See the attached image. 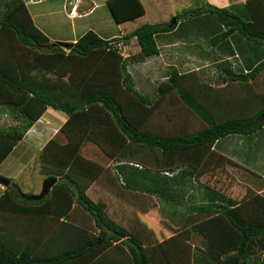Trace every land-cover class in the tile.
<instances>
[{
  "label": "trees",
  "instance_id": "16d2710c",
  "mask_svg": "<svg viewBox=\"0 0 264 264\" xmlns=\"http://www.w3.org/2000/svg\"><path fill=\"white\" fill-rule=\"evenodd\" d=\"M23 3L5 0L0 9V105L11 106L17 121L0 129V164L48 108L68 114L61 128L67 142L53 138L42 149L43 172L58 177L47 196L38 201L25 199L12 179L0 195V264H151L143 243L87 194L105 169L82 154L89 142L116 160L115 170L126 189L156 195L169 207V215H179L182 225L173 229L179 238L201 237V244L195 243L196 264H264V195L239 203L209 186L210 193L205 192L201 201L187 193L219 140L257 135L264 128V107H254L248 117L218 120L213 106L199 98L195 87L183 81L186 75L172 66L158 94L164 97L175 92L207 126L188 134L153 133L144 125L159 100L152 101L140 92L128 69L134 56L144 62L159 55L158 39L164 33H179V21L185 28V21L192 20L197 27L196 20L203 19L208 22L202 23L204 27L216 24L210 38L215 48L248 55V68L239 65L235 69L230 60L221 61L224 79L252 85L264 70V0H247L240 10L210 3L186 8L176 14L173 23H144L111 39L90 29L68 50L63 42H51L33 32ZM107 6L117 24L146 13L142 0H107ZM3 29L39 54L24 64L14 62ZM134 37L140 51L124 57L116 43ZM250 51H255L254 56ZM136 146L144 150L139 161L129 159L140 153ZM74 203L90 213L99 233L69 223L67 216ZM7 215L25 217L26 230L38 227L37 219L43 215L49 219H42L44 228L33 229L31 239L22 242L4 226Z\"/></svg>",
  "mask_w": 264,
  "mask_h": 264
},
{
  "label": "crops",
  "instance_id": "0c3cea01",
  "mask_svg": "<svg viewBox=\"0 0 264 264\" xmlns=\"http://www.w3.org/2000/svg\"><path fill=\"white\" fill-rule=\"evenodd\" d=\"M104 1L107 4V0ZM147 1L149 3H152L153 7L154 4L157 5L158 6L157 9H159L160 11V15L157 13L156 18H154V20H151V22L149 21L147 23H162V22H168L165 16L168 10L169 13H172V16H175L178 12L186 8L202 6L206 3H210L218 7L233 6L235 8L234 10H240L243 4L247 0H182V8L179 9L177 8L179 7V5H181V2H179V0H152V1L147 0ZM142 2L144 3V0H142ZM77 3H78L77 14L75 16H71L70 13H68L72 18L66 14L68 11L66 13L64 12L65 11L64 8L66 5L65 0H24L22 7L24 9V12L26 13L25 15L29 18L30 22L32 23L33 32H35L37 35L39 34L40 36L45 37V39H47L48 41L75 43L80 36H82L85 32H87L90 29L97 32L103 38H108V39L117 38L121 35L126 34V32L117 33L115 31H112L111 33H107L106 31H102L101 28H99L98 26L96 28V26L93 25L92 22H90L95 12L103 6L104 4L103 2H100L98 0H77ZM144 5L146 8L145 15H147L148 9L146 4ZM169 6L170 8H167ZM62 13L63 14L65 13L63 19L60 18V14ZM203 22L206 24L208 23L206 20H204ZM181 25L182 22L179 21L177 24V28L179 29ZM198 26H200V29L206 28L202 25V23H199ZM198 26L196 28H198ZM3 32L5 35L7 48L11 53L14 62L17 63V61L20 60L18 61L17 64L27 63L31 61L38 54L37 49H33L26 45H23L15 37V35L11 33V31H9L8 29H3ZM170 34L171 33H164L162 34V37L160 39L161 40L163 39V41L166 43L168 37L165 36H168ZM131 40H137V39L134 37ZM178 41L182 43L181 39H179ZM162 48L160 54H162V51L164 50ZM164 51L167 53V50ZM21 52H23L24 55H22ZM220 53L223 54V55L221 54L219 55L222 58V60L223 59L230 60L234 58L238 59L236 63L231 62L232 67H234L235 69L239 65L245 66V68L249 67L248 66L249 64L245 63L246 59H248V55L240 54L238 51L234 52L235 54H233L231 52H225L224 50H221ZM162 66H164V68H167V70L165 72L164 71L161 72L160 75L159 74L157 75L153 69L151 74L150 73L147 74V77L151 79L150 82L151 86L153 87L155 86V88L158 87L157 84L160 78L161 81H159V84L168 79V72L170 71L172 66L175 67V65L167 64L166 62H164ZM148 70L151 69H146V71ZM194 70H192V72H194ZM178 71L180 72V70ZM210 72L211 73L209 74L212 76H215L214 74H216V78L214 79L215 82L209 84L206 83V87L203 88H207V87L208 88L204 89L203 91L204 96L202 97V99L209 102L211 106H213L214 108L213 110L216 114L215 116L219 118L218 120L221 119L225 120L226 118L248 117L255 111V109L254 111L252 110L254 107L257 109L260 108L261 106L264 107V83L263 84L260 83L259 87L254 85L255 88L249 89L245 87L247 85L238 82L235 89L237 91H240L239 89L243 88L241 91L245 90V92H241V91L233 92L234 89L233 87L235 86V83L233 82L229 83L228 80L224 79V77L226 76L224 69H222L221 71H210ZM180 73L182 74V72ZM189 75H193V73H190ZM197 79L198 78L192 79L193 81L192 87H195V91H197L198 93L197 84L199 85L200 81L199 80L197 81ZM258 80L264 81V70L260 72L253 81H251V84H254ZM170 95L161 97L158 94V90H157V95H156L157 97L151 99L152 101L159 100V103L157 104V109L146 121L147 124L153 125L155 122L163 123L167 120L168 122H170V117L172 115L171 112L168 111L166 105L167 99L170 98L169 97ZM191 111H192L191 113L192 117L195 118L197 114L193 110ZM68 117H69L68 114L63 111L55 110L53 108H48L45 111V113L26 132L23 139L20 140L14 146V148L22 141H25L29 144H32L33 146H37L38 149L42 151L43 147L49 140L56 138L58 141H60L59 135L62 134L63 136H66V134H64L61 131V128L67 121ZM196 119L198 118L196 117ZM182 121L186 122V119H182ZM203 124H204L203 128H205L207 126L206 122L204 121ZM144 129L149 130L146 127H144ZM150 130L153 131L152 129ZM159 134L168 135L165 133H159ZM178 134L179 133L169 134V135H178ZM180 134L182 133L180 132ZM262 139H263V143L256 144L257 148L256 150H254L255 152L260 151L261 148H263L264 150V133L260 135L258 141ZM242 140L243 139H241L240 141ZM220 143L221 140H219L216 143L215 147L213 148L214 151H211V153L206 157L202 167L195 174L194 181L195 180L198 182L200 181L209 187L218 188L222 192L226 193L229 197L231 196V198H233L235 201L239 203L245 202L250 198H253L257 194L264 195V171H258V169H255L254 166H251L252 164L247 162L248 160L244 161L242 159L236 158L234 155H231L229 150L230 144L224 146L222 145V143L221 144ZM247 145H252V144L248 142ZM90 147H93V149H96V147H98L99 151L97 152L99 153V156L100 153L101 156L102 155L108 156L94 142H89L84 144V146L81 149V152L84 156L86 155V152H88L86 150H89ZM13 150L8 154V156L14 152ZM222 156H224V158H222ZM5 159L2 161V163L5 161ZM94 160L98 162H102L100 161L101 159L98 157H96ZM2 163L0 164V166L2 165ZM221 164L222 167H219ZM103 165L105 166L104 171L110 166L109 163L108 164L103 163ZM235 168L239 170H244L248 173H252L253 175L257 176L259 180H261L262 184L261 185L256 184L255 186H252L253 184H247L246 186L239 185V187H236L235 184L236 179L233 171H239V170H234ZM104 171L88 187L87 194L91 199H93L97 204H99L105 210V212L108 214L110 218H112L116 223H118L122 227L126 228L130 233L135 235L143 243L144 247L146 248L149 254L151 264H196L194 258L195 243H192L191 241L182 240V238H179L175 232L173 231L169 232L167 230H163L164 228L161 229L159 227L157 222L159 216L157 214H158V208L160 206L157 203L156 196L146 192L128 189L135 193H141V196L139 197L143 200V205H145L144 208L143 209L138 208L137 206L138 202L136 200L141 201L139 198L136 199L132 198L133 200H135V202H131L126 199H120V197L116 198L117 200L116 204L118 206V210H111L109 208V205L105 201V197L107 196V194H111V191L109 190L108 184L103 182L104 180H102ZM228 180H230V182H228ZM100 182L102 186H100ZM198 182H195V185ZM116 183L117 182H114L113 184ZM95 186H99L97 196L95 195V191H94ZM117 186L123 187L122 184L119 185V183ZM4 189H5L4 185H1L0 195L4 192ZM122 192L123 191L118 190L117 195L120 196V193ZM234 192H238L239 194L243 192L241 193L243 197L242 198H239L240 196L236 197V195L233 194ZM151 207H153V209ZM10 216H14V215H7L5 218H8ZM67 218L69 223L75 225L76 227L89 230L92 233L93 232L99 233V230L95 225L94 218L90 215L89 212L84 210L78 203H74L72 205V209L70 210ZM42 219H45L47 222L49 217L43 215V217L37 219V224L39 228H44L43 223H41ZM51 225L54 224L52 223ZM70 230L75 231V229L73 228H70ZM199 255H201V253H199ZM197 264H201V263L197 262Z\"/></svg>",
  "mask_w": 264,
  "mask_h": 264
},
{
  "label": "rangeland",
  "instance_id": "374dc122",
  "mask_svg": "<svg viewBox=\"0 0 264 264\" xmlns=\"http://www.w3.org/2000/svg\"><path fill=\"white\" fill-rule=\"evenodd\" d=\"M98 1L103 2L104 4L101 8H99L95 12L90 22H92V24L95 25L96 28L98 26L99 28H101L102 31H106L107 33H111L112 31H115L117 33L126 32L127 34L133 31L135 27H138L149 21L151 22V20H154V18H156L157 16V13L160 15V11L159 9H157L158 8L157 5L154 4V7H153L152 3H149L147 0H144V4H146L147 9H148L147 15H144L143 17H140L131 22L117 24L106 2L104 0H98ZM4 2L5 0H0V9ZM179 2H181V5L177 7L178 9L182 8V0H179ZM65 3L66 5L64 8L65 9L64 12L66 13L68 11L67 10L68 0H65ZM167 8H170V6ZM65 13L60 14L61 19L64 18ZM68 13L69 11L66 14L70 16ZM165 16H166V20H168V22L166 23H171L173 22V19L176 18L175 17L176 15L172 16V13H169V10L166 12ZM203 21H204L203 19L196 20V22L198 23L197 26L199 25V23H203ZM185 22L186 23L183 24L185 28H182V25H181V27H179V33L177 34L171 33L170 35L165 36V37H168V40L166 43L163 41V39L158 40L159 46L161 48L163 47L162 49L167 50V53L163 50L162 54L154 56L153 58L151 57L144 62H139L136 59V56H134L138 54L140 51V45L138 44L137 40L130 39L131 42L129 40L128 41L129 43L128 42L125 43L122 41L117 42V44L120 43L119 44L120 46L123 43L122 48H119V45H118V48L124 57H129V56L135 57V61L132 60L131 65L129 66L128 69H130V72L134 76L136 88L143 94H147L152 99L157 97L156 95H157L158 87H156L157 88L156 89L155 86L154 87L151 86V83H150L151 79L147 77V74L149 73L151 74L152 69L157 75L158 74L160 75V73L163 71L165 72L167 68H164V66H162L164 62H166L167 64L175 65V67L178 70H180V72H182L183 75L185 74L186 79L184 77L183 81L189 87L192 86V83H193L192 79L198 78L197 81L198 80L200 81L199 85L197 84V88H198L197 90L199 94L197 93V91H195V93L197 94L199 98L204 96L203 91L204 89L208 88V87L203 88V87H206V83L209 84V83L215 82L214 79L216 78V74H214L215 76H212L209 74L211 73L210 71H221L222 70V68L219 66V63L221 61H225V59L222 60V58L219 56L221 54L220 53L221 50L219 48H215L214 45H212L210 42V38L211 36H213V29L214 30L216 29L215 24L211 23L212 25L211 27H209L210 25H208L206 28L200 29V26L196 28V24L193 22H190V21H185ZM179 39L182 40V43L178 41ZM51 42H55V41H51ZM63 47L64 49L68 50L67 47L65 46ZM170 50H171V53H170ZM255 51H250L249 54L254 56ZM21 53L22 55H24L23 52ZM38 54H39V50H38ZM237 61H238L237 58L230 59V62H233V63H236ZM146 69H151V70L146 71ZM194 69H197V70H194ZM192 70H194V72H192ZM190 73H193V75H189ZM159 81H161V78ZM159 81H158V84H159ZM233 83H235V86L233 87L234 88L233 92H236L237 90L235 89V87L237 86L238 82H233ZM260 83L263 84L264 81L258 80L254 84L250 86H245V87L249 89H253L255 88V86L259 87ZM158 84L157 86H159ZM242 89L243 88L239 90L241 91ZM240 91H237V92H240ZM241 92H245V90ZM170 94H168L170 95L169 96L170 98L167 99V104H166L168 111L171 112V115H172L170 117V122H168V120L163 123L155 122L153 125L146 123L144 127H146L149 130L152 129L153 131H156L157 134L165 133L168 135L176 134V133L180 134V132L183 134H188V133H193L203 128L204 121L201 119V117L197 115L196 117L198 119H196V117L193 118L191 114L192 111L184 104V102L180 99V97L175 92L170 93ZM13 116L14 115H13L11 106L0 105V129L1 130H6L8 129L10 125L17 123V121L15 120ZM182 119H186V122H183ZM153 131L150 130V132H153ZM259 131L261 133L258 132L257 135H250V136L241 135L242 138H240L239 135H231L228 137H224L221 139V143L224 146H227L228 144H230L229 150H230L231 155H234L236 158L242 159L244 161L248 160L247 162L252 164L251 166H254L255 169H258V171H264V150L263 148H261L260 151H256V152L254 151L257 148L256 144L263 143V139L260 141H258V139L260 135L264 133V128L260 129ZM156 132H153V133H156ZM59 139L62 143L67 142V136H63L62 134L59 135ZM241 139L243 140L240 141ZM248 142H250V144L252 145H247ZM136 148H138V153L139 152L140 153L136 154L135 157L129 158V159L136 160V161L142 160L144 158L142 155L144 150L137 146ZM247 150H250V151H247ZM13 151L14 152L11 153L0 166L1 176L12 179L16 183H18L20 192L22 193H26V194L40 193L42 184L44 180L47 178L46 174L42 170V162H41L42 151L39 150L37 146H33L32 144H29L25 141H22L20 144H18L14 148ZM86 151H88L86 152V155H85L87 158L88 157L89 159L93 158L92 160H94L96 157H98L101 159L100 161H102L99 163L101 164L109 163L110 164L109 168H107L104 171V174L102 176V180H104L103 182L108 184L109 190L111 191V194H107V196L105 197V201L109 205V208L111 210H118V206L116 204L117 203L116 198L120 197V199H126L131 202H135V200L133 199L139 198L141 201L136 200L138 202L137 206L138 208L143 209L145 205H143V200L139 197L141 196V193L132 192L126 189L123 185H122L123 187L117 186L118 183L119 185H121L120 184L121 180L118 177L117 171L115 170V167H114L116 160L111 159L108 156H103V155L101 156V153L99 156V153L97 152L99 151L98 147H96V149H93V147H90L89 150H86ZM181 169L182 168H180L177 172H179ZM234 170H239V169L235 168ZM233 173L236 179V182H235L236 187H239V185L246 186L247 184H253L252 186H255L256 184L257 185L262 184L261 180H259L257 176L253 175L252 173H248L244 170L233 171ZM111 182L113 183L117 182V183L113 184ZM195 182H198V181L196 180L194 181V183L190 186V189L187 190V193L189 196L191 195L192 197L191 199H194L195 201H201V199L203 198V195L205 198V195H206L205 192L210 193V191H208L207 185L203 184L200 181L195 185ZM228 182H230V180H228ZM1 185L2 184H0V186ZM100 186H102L101 182H100ZM98 188L99 186L94 187L96 196L98 194ZM211 188L218 191L219 193L221 192L227 195L226 193L222 192L218 188H213V187ZM118 190L123 191L122 193H120V196L117 195ZM241 193L239 194L238 192H234L233 194H235L236 197L240 196L239 198H242L243 195ZM156 200L160 206L158 208V214H157L159 216L157 220L159 227L161 229L164 228L163 230H167L169 232L171 231L175 232L173 229H178V227L182 225L179 215L177 216L169 215L168 211L170 209L168 206H166V203L162 202V199H160L157 196H156ZM187 206L188 205H186V207ZM151 208L153 209V207ZM25 219L26 218L22 216L21 217L10 216L4 220V226L10 227L9 228L11 230L10 234H13V236L18 238V240H22V242L27 240L28 238L31 239V237L33 236L32 234L33 229L39 230V227L30 228L29 230L28 229L26 230L27 220ZM49 224H52V223L50 222ZM54 226L55 224L52 227ZM191 242L200 245L201 237L195 234ZM115 255H119V252L115 253ZM129 264H132V263H129Z\"/></svg>",
  "mask_w": 264,
  "mask_h": 264
},
{
  "label": "water",
  "instance_id": "95a60500",
  "mask_svg": "<svg viewBox=\"0 0 264 264\" xmlns=\"http://www.w3.org/2000/svg\"><path fill=\"white\" fill-rule=\"evenodd\" d=\"M175 21H176V19H173V22H175ZM73 44H74L73 42H63L62 43V45L67 47V48L73 46ZM57 182H58V177H47L42 184V189H41L40 193H38V194L22 193L21 196L23 198L29 199V200H36V201L41 200L50 193L52 187ZM0 184L7 187L11 184V179L0 175Z\"/></svg>",
  "mask_w": 264,
  "mask_h": 264
},
{
  "label": "built area",
  "instance_id": "2783aa9c",
  "mask_svg": "<svg viewBox=\"0 0 264 264\" xmlns=\"http://www.w3.org/2000/svg\"><path fill=\"white\" fill-rule=\"evenodd\" d=\"M76 3H77V0H68V8H67V10L69 11L71 16H75L77 14V12H78V3L79 2L77 4ZM111 43H114V42L112 41ZM119 44L120 43H118V44L116 43L117 46ZM122 46H123V43H122L121 46L119 45V48H122Z\"/></svg>",
  "mask_w": 264,
  "mask_h": 264
}]
</instances>
